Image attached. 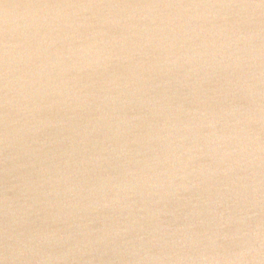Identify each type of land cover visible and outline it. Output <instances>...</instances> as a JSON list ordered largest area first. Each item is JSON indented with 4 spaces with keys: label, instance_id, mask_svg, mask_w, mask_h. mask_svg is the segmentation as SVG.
Here are the masks:
<instances>
[{
    "label": "water",
    "instance_id": "1",
    "mask_svg": "<svg viewBox=\"0 0 264 264\" xmlns=\"http://www.w3.org/2000/svg\"><path fill=\"white\" fill-rule=\"evenodd\" d=\"M0 264H264V0H0Z\"/></svg>",
    "mask_w": 264,
    "mask_h": 264
},
{
    "label": "clouds",
    "instance_id": "2",
    "mask_svg": "<svg viewBox=\"0 0 264 264\" xmlns=\"http://www.w3.org/2000/svg\"><path fill=\"white\" fill-rule=\"evenodd\" d=\"M243 255H244V254H243V253H241V254H240V257H242Z\"/></svg>",
    "mask_w": 264,
    "mask_h": 264
}]
</instances>
